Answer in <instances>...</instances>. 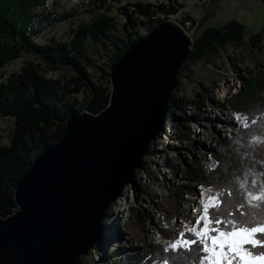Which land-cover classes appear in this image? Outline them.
Segmentation results:
<instances>
[{
    "label": "trees",
    "instance_id": "trees-1",
    "mask_svg": "<svg viewBox=\"0 0 264 264\" xmlns=\"http://www.w3.org/2000/svg\"><path fill=\"white\" fill-rule=\"evenodd\" d=\"M109 1L119 0H78L70 9L59 12L52 7L56 0H0V70L21 54L30 55L33 59L24 61L17 72L5 78L0 73V79L3 78L0 81V119H10L12 122L7 142L3 144L0 138V217L13 212L12 193L15 185L44 145L63 137L68 115L84 111L96 114L106 105L108 72L98 66L99 76L94 77L88 71L94 62L87 55V46L102 50L111 47V64L130 43L143 37L157 23L175 15L183 6L176 0L126 3L116 8L120 21L117 23L115 17L107 14ZM100 10L104 12L89 24L73 30L68 41L36 42L53 25L78 14ZM184 18L192 23L188 16ZM140 30L145 34H140ZM243 39L244 27L236 21L203 28L192 38L187 63H183L177 78L190 62L211 61L226 44H241ZM254 42H257V35L250 36L248 44L252 49H258ZM57 71L64 74L60 78L46 75L47 72ZM247 93L252 94L251 88ZM247 93L233 96L232 101L235 103L245 98ZM78 95L82 97L78 99ZM261 110H264V101L248 108H232L233 114L250 117L258 115ZM171 115L168 110L165 121ZM261 131L258 125L251 128L239 125L234 132L223 136L220 144L211 147L212 166L216 164V167L207 171V184H226L234 175L249 167L264 171V144H249L252 135H259ZM143 162H146L145 157L140 160V165ZM185 172L178 182V190L181 186L191 188L197 182V174L194 175L191 169ZM136 174L137 170H133V177ZM161 232L162 237H168L167 230ZM148 247L150 249L142 254L127 255L120 264H151L162 261L166 256L175 257V264H193L192 255H186L184 249L165 253L158 243L149 244ZM93 250L97 253L99 245H94ZM95 252L89 250L87 254L95 256ZM117 256L115 252L108 254V257Z\"/></svg>",
    "mask_w": 264,
    "mask_h": 264
},
{
    "label": "water",
    "instance_id": "water-1",
    "mask_svg": "<svg viewBox=\"0 0 264 264\" xmlns=\"http://www.w3.org/2000/svg\"><path fill=\"white\" fill-rule=\"evenodd\" d=\"M190 46L166 19L110 64L106 105L70 113L63 137L48 141L15 185V208L0 217V264H76L90 250L162 130Z\"/></svg>",
    "mask_w": 264,
    "mask_h": 264
},
{
    "label": "rangeland",
    "instance_id": "rangeland-1",
    "mask_svg": "<svg viewBox=\"0 0 264 264\" xmlns=\"http://www.w3.org/2000/svg\"><path fill=\"white\" fill-rule=\"evenodd\" d=\"M77 1L56 0L52 7L59 12L65 11ZM134 1L160 3L166 0L109 1L107 14L117 19L116 8ZM176 1L183 6L169 20L178 26L183 23L187 30L182 28V31L190 33L187 36L191 41L205 27H219L228 21H236L244 27L243 42L226 44L211 61H193L183 69L178 86L172 92L168 109L171 118L164 122L158 137L149 143L147 152L141 157H145L146 162L134 169L137 174L132 183L126 185L121 196L110 203L100 220V234L94 244L99 245V251H92L93 245L90 252H95V256L80 255L76 264H120L129 254L139 255L149 250V244L158 243L164 248L182 230L181 222L194 223V218H190L193 217V209L199 205L201 186H209L206 177L212 168L211 147L220 144L223 136L231 134L239 126L232 108H248L264 101V0ZM103 12L78 14L53 25L36 42L68 41L73 30L89 24ZM185 16L192 23L186 21ZM158 18L162 17L159 15ZM116 21L120 23L119 19ZM139 33L145 34L141 30ZM252 35H257V42L253 45L258 49H252L248 44ZM111 50V47L102 50L87 46V55L94 62L88 71L94 77L99 76L98 66L105 72L109 71ZM26 60L33 59L30 55L21 54L3 66L0 70L3 78L17 72ZM63 74V71L46 73L52 78H60ZM250 88L252 94L248 95ZM245 91L244 102L243 98L235 103L232 101L233 96ZM81 97L77 96L78 99ZM224 116L229 121L224 122ZM11 127L10 119H0L3 144L7 142ZM188 169L197 174V182L191 188L181 186L178 190V182ZM195 216L198 217L199 212ZM113 224L119 230L114 239L111 234ZM161 230H167L168 237H162ZM111 252L118 256L108 257ZM151 264H161V261Z\"/></svg>",
    "mask_w": 264,
    "mask_h": 264
},
{
    "label": "snow or ice",
    "instance_id": "snow-or-ice-1",
    "mask_svg": "<svg viewBox=\"0 0 264 264\" xmlns=\"http://www.w3.org/2000/svg\"><path fill=\"white\" fill-rule=\"evenodd\" d=\"M234 118L243 128L258 125L261 134H253L249 144H264V110ZM200 197L201 207L194 208L190 218L194 223L181 222L182 230L163 251L184 249L193 264H264V171L249 167L226 184L202 185ZM175 260L166 256L161 264H175Z\"/></svg>",
    "mask_w": 264,
    "mask_h": 264
},
{
    "label": "bare ground",
    "instance_id": "bare-ground-1",
    "mask_svg": "<svg viewBox=\"0 0 264 264\" xmlns=\"http://www.w3.org/2000/svg\"><path fill=\"white\" fill-rule=\"evenodd\" d=\"M221 96V95H220ZM219 96V97H220ZM224 122H227V121H229V119L226 117V116H224ZM201 207V205L199 204L198 206H197V208H200ZM200 214V213H199ZM112 235H113V239H114V236H116V234H117V236H118V234H119V230H118V227L115 225V224H113V226H112V233H111ZM116 236V237H117Z\"/></svg>",
    "mask_w": 264,
    "mask_h": 264
},
{
    "label": "built area",
    "instance_id": "built-area-1",
    "mask_svg": "<svg viewBox=\"0 0 264 264\" xmlns=\"http://www.w3.org/2000/svg\"><path fill=\"white\" fill-rule=\"evenodd\" d=\"M184 23H187V22H184ZM180 26H181V29L183 28L184 30H187V27H184V26H183V23H180ZM184 32H186V33H185L186 35H190L189 32H187V31H184Z\"/></svg>",
    "mask_w": 264,
    "mask_h": 264
}]
</instances>
